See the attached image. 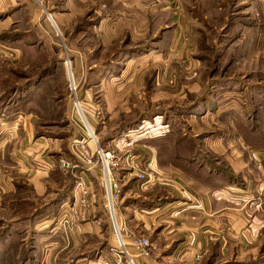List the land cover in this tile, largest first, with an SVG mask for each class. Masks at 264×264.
<instances>
[{
	"label": "rangeland",
	"instance_id": "rangeland-1",
	"mask_svg": "<svg viewBox=\"0 0 264 264\" xmlns=\"http://www.w3.org/2000/svg\"><path fill=\"white\" fill-rule=\"evenodd\" d=\"M158 1L93 0L86 1L85 4L84 0H72V3L65 7L63 5L65 0H44L41 5L42 8H39L38 20L36 19L33 25H30L32 31H28L26 35L28 38L36 39L39 46L37 47V44H34L35 47H31L28 44L29 47H26L23 55L5 61L0 60V120L2 119L7 126L14 128L17 123L18 112L38 114L33 118L35 123L32 139L26 145L25 150L18 149L17 151L25 160L24 165L27 170L28 181L25 184L12 183L8 185V188L4 185L2 187V184H0V244L4 242L5 236L12 231H15L13 232L15 235L19 233V231L13 230L18 228V222L11 220L19 218V216L22 218L26 216L31 221L33 220L29 226L31 232L26 235L23 234V236H27L26 240L28 241L27 250L30 259L27 264H85L88 261L97 260L95 254L87 262L74 260V257L69 258V254L74 253V249H71L73 248V243L71 244L72 232H66L59 224L60 205L72 201L74 178L71 173L64 175L58 169L57 161L60 158H66L71 160L73 164L78 165L71 154V149L73 150L72 143L75 142L82 144L81 148L84 152L94 151V144L88 137L87 130L79 115L86 117L91 129L95 132L94 135L98 144L103 150L114 151L121 159L132 155L140 160L142 164H149L148 172L152 178L149 183L138 182L133 175H129L124 169L117 172L119 178H122L120 181V199L123 197L124 200L121 205L118 203L117 208L121 209L123 207L125 218L129 211L124 208L128 206L146 208L148 202L157 196L155 204L152 205L159 209L164 205L163 203L169 201L166 198L167 188L162 189L164 187L160 185L166 183L163 179L165 175L163 172L166 169L172 171L168 174L172 175L174 172L173 175L181 179L182 184L179 185L182 191L195 189L188 184L186 178L188 180L196 178V168L201 166V163L206 162L207 167L205 166L204 169L208 173H218L220 178L224 179L223 182L230 181L236 191L254 192L252 185L258 182L255 174L258 173L256 166L248 165L246 169L242 170L241 164L243 162H254L253 160L250 161L248 156L250 145L259 146V144H264V132H260L261 129L259 128L261 123L264 126V119H254L248 123L243 116V119L236 121V136L235 134L234 136L228 135L227 129L231 128L229 123L232 120L228 119L227 116H229L228 113L232 108L227 103H223L221 106H227L218 116L219 123L213 121V124H202L201 129L207 132L198 136L191 132L194 126L199 125L196 118L190 116L199 115V111L204 108L207 109L208 106L205 104L206 99L201 98L229 89L227 79L229 73L228 58L227 56L221 58L222 51H219L218 45V33L220 31H216L217 35L214 36L212 31L206 30L209 45L205 47L206 53H203L206 65V70H204V63L199 62L197 64L193 54L177 53L179 47L183 45L182 39L173 42L170 40V32L174 30V24H171L170 19L172 16L171 9L160 5V2L164 0ZM115 4L124 5L125 7H121L122 10H125V8L131 11L136 9L137 13L146 10L145 7L141 6L142 4H151L152 11L150 14L153 19L151 31L153 32L150 38L135 43L130 38L129 33H126L124 38L105 46L104 40L99 37V31H95L94 28L98 26L100 17L113 18L117 15L114 9ZM223 6L227 18L231 16V11L238 14L243 9L239 5L232 8L227 1ZM68 10L74 13L73 16L75 15L76 19L75 21L72 20L70 24L67 23L66 25L64 23L62 25L59 23L57 14H66ZM48 14L53 15L54 19L48 20ZM164 25L167 26L166 29H160ZM39 39L42 41L41 45ZM193 44L191 41L189 47L191 48ZM148 49L165 51V55L158 56L156 62L150 63L148 57L145 59L146 56H144ZM1 50L4 49L1 47ZM68 66L72 74V81L69 78ZM132 69H134L135 75L133 79L139 80V77L136 76L141 75L140 85L137 86L138 83H135V87L129 88L131 91L125 98L114 102L117 100H113L109 95L107 96L104 85L105 80L108 77H110L108 81L111 83L126 80L131 77L127 73ZM149 79L152 82L161 81L166 89H163L160 83L161 85L157 86L155 90L152 88L148 91ZM181 81L188 84H199V90L197 92L193 91L192 94L185 97L186 99H183L178 88ZM71 83L76 88L74 93L70 91ZM176 84L178 87L175 86ZM160 91L161 93H159ZM162 91L166 93L162 94L164 93ZM147 92L151 99H149ZM160 94L166 98H158ZM75 97L79 101L83 112L80 113L79 110V115L73 104ZM238 107L239 112L243 110L241 104H237L236 108ZM155 119L158 126H161V124L170 126V132L159 139H151L153 135L149 132L151 128L149 125L151 123L153 125ZM210 119L209 117V122ZM186 120H188V126ZM254 126L257 129L253 131ZM18 128L19 125L15 131L16 137L14 138L16 140L20 138L17 135L20 130ZM217 130H220L219 133L222 139L219 147L214 151L203 149V146H201L202 141L217 137ZM212 131L213 133H211ZM234 137H239L247 146L242 148L239 146L240 149L236 151L229 150V139ZM15 139H13V142ZM236 139L238 141V138ZM39 141L46 144L45 149H42L43 146H40ZM0 142L2 143L1 135ZM2 151V148H0L1 153ZM153 152H155L157 159L151 155ZM49 162H51L52 168L47 173L44 172L48 178L44 176L46 179H37V182L44 185H41L40 193L36 187L40 184L34 183L33 186L31 179L35 175L42 177L41 165L49 164ZM159 162H173L178 169L172 166H166V168L162 165L158 166ZM216 162L219 166H216ZM192 164H196V166H192ZM7 167V162L1 160L0 170L7 169ZM78 167L74 171L77 173L76 175L84 172L81 165ZM92 174L93 176L87 172L84 173V175H90L88 181L95 194V199L100 198V206L103 209L101 224L103 238L101 242H94V239L90 241L98 244L92 247L93 250H96V252L97 250H104L111 255V244L114 241L108 215L104 211L99 169H94ZM258 175L261 178L259 173ZM249 176L252 178H249ZM44 181L48 182L44 183ZM248 189L249 191H247ZM11 191L16 192V194L14 192L15 196H20V191L22 197H25L26 194V199H15L17 211L22 207V215L11 216L8 209L4 210L9 202L7 195ZM170 199L176 198L170 197ZM195 202L197 203L193 206L200 207V202L198 200ZM43 209V217L47 214L50 215L47 216L52 221L49 226H46V222L41 226L42 216L40 213L43 212ZM129 217L126 218V221ZM22 222L20 221V223ZM37 223L38 226H36ZM52 229H54L52 234L55 240L53 241L54 246L52 249L49 248L50 252H47V245L50 244L44 243L43 253L48 254V257L45 262H38L39 259L37 261L34 255L36 237L42 235L46 237L52 233ZM126 229L135 236L147 238L149 242L151 241L159 246L163 247L164 243L167 244L166 239L159 238L156 231H143L142 228H137L136 232L129 226H126ZM36 231L41 233L37 234ZM15 238L18 240L19 237ZM87 249V245H83L79 251L84 252ZM127 250L132 255L135 253L129 247ZM168 250L169 248H165L162 249V252L166 253ZM51 254H53V257L49 258ZM109 258L111 259L103 260L112 264L113 256ZM0 264L19 263L0 260Z\"/></svg>",
	"mask_w": 264,
	"mask_h": 264
},
{
	"label": "crops",
	"instance_id": "crops-1",
	"mask_svg": "<svg viewBox=\"0 0 264 264\" xmlns=\"http://www.w3.org/2000/svg\"><path fill=\"white\" fill-rule=\"evenodd\" d=\"M43 1L0 0L1 61L23 55L25 53L23 51H26L28 44L31 47H35L34 44H37V40L28 38L26 35L28 31H32L30 25H33L37 19L39 8H42ZM71 1L65 0L63 5L68 7L69 3H72ZM86 1L93 0H84L85 4ZM139 1L144 2L147 0ZM154 1L159 2L158 0ZM225 1L231 4L232 8L239 5L243 9L238 14L231 11V16L227 18L224 12L225 10H223ZM163 2H160V5L171 9L170 13L172 16L170 19L171 24H174V30L170 32V40L173 42L174 40L178 41L180 38L182 39L183 45L179 47L177 53L185 55L193 54L197 64L199 62L204 63L203 67L206 70L205 55L203 54L206 53L205 47L209 45L206 30L212 31L214 36L217 35L216 31H220L218 33V45L219 51H222L221 58L226 56L228 58L229 73L227 79L229 89L201 98L206 99L207 102L205 101V104L208 106L207 109L204 108L199 111V115H187L188 117H195L199 125L194 126L191 132L197 134L196 136L207 132L201 129L202 124H213V121L219 123L218 116L227 105L232 108L228 113L229 116H227L228 119L230 118L232 120L231 123L228 122L231 126V128L229 127L227 129L228 135L231 134L234 136L235 134L236 136V121L243 119V116L244 120H247L248 123L254 119H264V0H164ZM150 5L142 4L141 6L145 7L146 10L137 13L135 11L136 9L131 11L125 8V10H122L121 7L124 5L115 4L114 9L117 15L113 18L106 16L100 17L99 24L94 29L95 31H99V37L104 40L105 46L124 38L126 33H129L133 42H142L150 38L153 32L151 31L153 19L150 14L152 11ZM44 10L48 11L47 9ZM257 12H262L258 19L255 18ZM73 14L71 10H68L66 14L58 13L59 23L62 25L65 23L67 25L72 20L75 21L76 18ZM49 15L54 19L53 15ZM166 27L164 25L160 29H166ZM38 41L41 45L42 41L40 39ZM191 41L194 44L190 48ZM36 46L38 47L39 45L37 44ZM1 47L4 50H1ZM164 52L148 49L144 56H146L145 59L148 57L150 63H153L157 61L158 56L165 55ZM151 56L153 57L151 58ZM127 74L131 77L126 80L111 83L108 81L110 78L108 77L104 82L107 96L109 95L113 100H117L114 102L125 98L131 91L129 88L135 87V83H138L137 86L140 85L141 75L136 76L139 77V80H136V78L133 79L135 76L134 69L129 70ZM150 80L148 82V91L152 88L155 90L161 84V87L166 89V86L161 81L156 80L152 82L151 80L150 82ZM178 85L176 84L175 86L180 89L182 94L181 98L183 99L192 94L193 91L197 92L199 90V84H188L187 82L181 81ZM162 92H164L162 94L166 93L165 91ZM158 98L163 99L166 97L160 94ZM149 99H151L150 96ZM223 103H227V105L221 106ZM237 104H241L242 106L241 109L243 110L240 109V112L237 110L240 106L236 108ZM18 113L17 123L14 128L7 126L2 119L0 120V135L2 141V143L0 142V148L3 150L2 153L0 152V161H6L8 165L7 169L0 170V184L6 188L15 182L25 184L28 181L26 176L27 170L24 165L25 160L22 159L17 151L18 149L25 150L26 145L32 139L33 125L35 123L33 118L38 114H28L22 111ZM209 117L211 118L210 122L208 121ZM157 123L155 119L153 125L152 123L149 125L151 127L149 132L153 135L151 139H159L170 132L169 125L161 124V126H158ZM186 124L188 126V120H186ZM18 125V129L20 130L17 132V135L20 138L16 140L14 137H16L15 131ZM259 125L260 132H264L262 123ZM255 129H257L256 126L253 127V131ZM217 131V137L202 141L201 146H203V149L214 151L219 147L222 139L219 133L220 130ZM236 138H238V141ZM13 139H15L14 142ZM229 141L228 149L231 151H236L240 147L247 146L239 137H234L233 139H229ZM39 143H41L40 146H43L42 149L46 148L45 143L42 144L40 141ZM249 148V159L254 162H243L241 169H246L248 165L255 167L258 163L264 169V144H259V146L250 145ZM153 153L151 155L157 159L155 152ZM10 162L13 163L10 164ZM156 163L158 164V162ZM216 163V166H219L218 162ZM201 164V166L196 168L198 178L192 179L188 175H185L191 178V180L186 178L188 184L195 188L187 189V191L180 190L182 181L173 175L174 172L172 175L168 174L172 172L171 170L166 169L163 172L165 174H163V179L166 183L160 185L164 187L162 189L167 188L166 198L169 201L163 203L164 205L161 208L157 209L155 205H152L153 203L155 204V198L157 196L148 202L146 208L128 206L124 208L127 209L126 211H129L126 214V218L130 216L127 221L125 214H123V207L121 209L119 207L117 208V216L120 224L125 227L129 226L133 231H136L137 228H142L141 230L143 231H156L158 232L157 236L159 238L166 239L167 241V244L164 243L163 247L150 241L149 258H136V264H264V180L256 172L258 182L252 185L254 192L236 191L230 181L223 182L224 179H221L218 173H208L204 169L205 166L207 167L206 162ZM161 165L165 168L166 166H172L178 169L173 162H159L158 166ZM51 166V162L41 165L42 169L40 171H43L41 172L42 177L33 176L31 179L33 186L34 183L40 184L37 182L38 178L46 179V173L52 168ZM192 166H196V164H192ZM12 169L14 170L11 171ZM45 171L46 173H44ZM74 175L76 174L74 173ZM90 175L93 176L92 173ZM90 175H85L87 181ZM73 178L75 179V176ZM249 178L252 177L249 176ZM46 182L48 181H44V183ZM41 185L42 183L36 186L40 193ZM14 192L11 191L7 195L9 202L7 203V208L4 207V210L8 209L11 216L22 215V207L17 211V202H15V199H26V194L25 197H22L20 191V196H15L16 192L15 194ZM170 197H175L176 199H170ZM197 200L200 202V207L193 206L197 203L195 202ZM123 201L122 197L119 204L121 205ZM159 202L161 201L159 200ZM63 204L60 205V210ZM95 205L90 210L87 220L77 224L70 230L72 232L71 244L73 243V248L71 249H74V253L72 254L71 252L69 258L74 257V260L87 262L95 254V258L97 259H111L109 257L112 255H109L104 250H97L96 252V250L92 249L94 245L96 246L98 244L90 240L94 239V242H101L103 238V234H101L103 209L100 206L99 197L96 198ZM40 215L42 216L40 220L41 226L45 222L46 226H49L52 221L47 216L50 215L47 214L43 217L44 209ZM11 221L18 222V228L13 230L19 231V233L15 235L13 233L15 231H12L5 236L4 242L1 243L2 245L0 244V260L27 264L30 259L27 250L28 241L26 240L27 236L25 237L23 234L26 235L31 232L29 226L33 220L31 221L26 216L25 218L19 216V218ZM20 221L23 222L20 223ZM98 223L101 224L99 225ZM36 226H38V223ZM53 231L54 229L46 237L44 235L36 237V250L34 255L37 261L39 259L38 262H45L48 257V254L45 255L43 253L44 243L50 244L47 245V252H50L49 248L52 249L54 246ZM35 233L40 234L41 232L36 231ZM15 237H19L18 240ZM83 245H87L88 249L84 252L79 251ZM165 248H169L166 253L162 252V249ZM200 254H202L200 261H195V257ZM50 257H53V254Z\"/></svg>",
	"mask_w": 264,
	"mask_h": 264
},
{
	"label": "built area",
	"instance_id": "built-area-1",
	"mask_svg": "<svg viewBox=\"0 0 264 264\" xmlns=\"http://www.w3.org/2000/svg\"><path fill=\"white\" fill-rule=\"evenodd\" d=\"M264 5V4H263ZM264 13V12H263ZM262 14L257 12L255 18H259ZM49 17V18H48ZM47 19H51L50 15ZM57 27V26H56ZM58 35V34H57ZM69 78L72 81V74L68 66ZM76 90L73 83L70 85V91L74 93ZM74 107L78 115L82 112L79 101L74 98ZM80 110V113H79ZM83 113V112H82ZM84 127L87 130V135L94 144V151L84 152L81 148L82 144L72 143L71 154L77 161L78 165L73 164L71 160L60 158L57 161L58 169L64 174H72L75 176L74 185L72 188V201L64 203L61 208L59 224L64 230L70 231L77 224L87 220L90 210L94 208L96 203L95 195L89 182L85 179L84 173H93L94 169L98 168L100 173V183L103 192L104 209L108 215L109 224L114 243L111 244L112 264H135L136 258H147L149 256V248L151 242L147 238L135 236L129 232L126 227L119 223L117 217V206L120 202L122 178H119L117 172L126 170L129 175H133L138 182L149 183L151 174L148 172L149 164L143 163L135 156L129 155L121 159L114 151L103 150L95 137V132L91 129L84 115H79ZM81 165L84 172L74 175V171ZM256 170L264 180V169L261 164H256ZM77 174V173H75ZM99 225L101 223H98ZM133 249V255L129 253L127 248ZM202 254L195 257V261H200ZM105 260V259H104ZM98 258L96 261L88 262L87 264H109L107 261Z\"/></svg>",
	"mask_w": 264,
	"mask_h": 264
},
{
	"label": "trees",
	"instance_id": "trees-1",
	"mask_svg": "<svg viewBox=\"0 0 264 264\" xmlns=\"http://www.w3.org/2000/svg\"><path fill=\"white\" fill-rule=\"evenodd\" d=\"M101 144V143H100Z\"/></svg>",
	"mask_w": 264,
	"mask_h": 264
},
{
	"label": "water",
	"instance_id": "water-1",
	"mask_svg": "<svg viewBox=\"0 0 264 264\" xmlns=\"http://www.w3.org/2000/svg\"><path fill=\"white\" fill-rule=\"evenodd\" d=\"M49 15V14H48Z\"/></svg>",
	"mask_w": 264,
	"mask_h": 264
}]
</instances>
